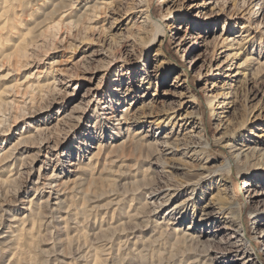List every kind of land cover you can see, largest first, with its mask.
I'll return each instance as SVG.
<instances>
[{"label": "rangeland", "instance_id": "obj_1", "mask_svg": "<svg viewBox=\"0 0 264 264\" xmlns=\"http://www.w3.org/2000/svg\"><path fill=\"white\" fill-rule=\"evenodd\" d=\"M59 1L67 7L51 13ZM136 2L25 1L24 10L32 11L25 20L34 31L27 37L41 39L35 38L20 65L14 59L0 63V157L26 137L19 160L0 166V264L241 263L239 255L232 262L212 259L226 249L214 232L222 221L187 230L214 240L176 239L169 211L185 197L162 202L160 194L148 192L158 180L173 183L181 174L153 164L160 154L145 143L165 133L182 140L202 126L217 163L231 158L223 134L238 132L239 125L234 144L264 143V0H148L166 33L144 52L145 45L129 35L143 21ZM165 59L169 71L158 67ZM233 88L235 109L224 108L223 94ZM179 92L194 103L176 106ZM145 106L160 117L155 124L152 118L130 125L119 119L125 109L130 116ZM98 141L107 149L97 156ZM123 142L128 150L116 147ZM250 167L234 170L231 178L251 235L264 225V219L253 224L251 214L264 210L251 197V190H264V162ZM256 248L264 258L262 242Z\"/></svg>", "mask_w": 264, "mask_h": 264}, {"label": "bare ground", "instance_id": "obj_2", "mask_svg": "<svg viewBox=\"0 0 264 264\" xmlns=\"http://www.w3.org/2000/svg\"><path fill=\"white\" fill-rule=\"evenodd\" d=\"M25 1L27 0H0V63H11V59H14V65H20L21 58H24L27 55L29 47H31L32 44L34 45V40L37 35L34 34L35 36L27 37V35L33 31V28L31 29L30 27L31 22L28 19L25 20V16L27 14L26 12L29 11L24 10L25 7H28L25 5ZM57 5L58 8H53L54 12L52 11L51 13L55 14L59 12L61 8L67 7L68 4H66L65 1H59L55 6ZM136 5L137 6L135 7L138 8V12L143 18V21H141V24H138L137 30H134V32L129 35L132 36L133 39H138L141 44L145 45L143 48L144 52L152 44L160 45L163 42V37L166 31L162 19L153 15L148 0H137ZM31 12L32 11H29L28 16H31ZM51 13L49 12L47 15H50ZM58 22L53 24L51 27L49 26L50 29L55 30L58 28ZM76 22H78V19H76ZM35 25L37 26L36 23ZM150 26L153 28V30H151ZM24 31H26L25 34ZM128 38L129 37L127 35V37H125L123 40L128 42L130 41ZM130 39L132 40V38ZM203 46H208V44L204 43ZM155 54L162 55L160 49H157ZM141 57L142 54L139 55V60ZM195 62L196 61L194 58L191 59L192 66L195 65ZM127 63L129 64V62ZM141 64L143 68L146 67L145 60H142ZM158 67L165 68L166 71H169L172 67V64L170 63V60L165 59V61L158 64ZM201 74L202 73H199L200 76ZM163 75L166 76V74ZM179 76H176V79H179ZM183 76L185 75H182L181 73V77ZM121 83L122 76L119 80V83L116 85V88L114 89L115 92L120 90L118 88ZM184 83L185 82L182 84ZM147 84H150V82L147 81ZM129 90H131V87H129L126 91ZM134 92L135 91H133V93ZM228 94L229 97H226ZM223 96L225 98L220 103L223 104L224 108L226 105L232 104V108L235 109L237 102V88L227 91L223 94ZM177 97L178 99L176 106H180L182 104L186 105L189 102L194 103L193 100H188V98H186V92H179ZM107 102L112 108L114 102L113 98H108ZM171 109L173 114L177 110L175 107H171ZM125 111L126 109L123 111L124 113L119 119L128 125L139 123L142 117L152 118L150 124H155L158 118H160L159 116L154 117V111L148 108V106H145V108H143L141 111L139 110V112L137 110L134 111L130 116ZM223 112L224 111L221 113ZM173 114L170 117H173ZM187 116L188 114L186 113L185 117L187 118ZM175 123L176 120L174 121V125ZM158 125L159 127L162 126V124L159 123ZM139 132L140 131L137 133ZM223 136L225 138L224 147H228L231 150L232 155L231 158L222 160L220 163L214 162L215 158H213L209 150L211 144L205 138L202 126H199V130L197 129L194 134L188 135L187 138L182 140H170L171 138L169 134L165 133L160 139H156L154 142L150 141L145 143L147 147H154L155 153L160 154L158 163L161 164L156 163L157 159H155L156 162L152 161L153 164L159 165L161 167L168 165L171 169L177 170L179 171V174H181L180 180L173 183L171 178L166 179V181L158 180L159 183H156L148 193L149 195H152V198H156V196L160 194L162 202H168L171 198H175L180 194L182 197H185L180 201H176L169 211L173 219L171 223L174 225V231L179 233L180 236V238L176 239L182 241L193 239L198 241V243L205 240H214V238L210 237L205 240H201V235L194 236L192 232H187V230L192 229L193 225L196 223L201 226L208 224L213 226L219 220L222 221V224L219 226V229H215L214 232L219 231L220 234L217 236V241L221 244H224L226 249H224L225 251L223 250V254H220V256L215 253L212 259L216 261L223 259L232 262L234 261V258L232 257H234V255H239V259L241 260L240 264H264V258L260 252L262 250L258 251L256 248V242H262L264 249V225L254 231L253 234H249L244 220L243 208L240 206V202L237 200L236 193L232 187L233 179L231 178L234 170H237L238 172H240V170H248V168H251L250 166L255 167L261 162H264V143H244V140L241 144H234L238 138L240 139V125L238 127V132L236 129H232L228 133L223 134ZM18 139L21 140L16 141V145H12L14 147L10 146L4 151L3 155L0 157V166L11 161L13 164L19 160L17 154L19 153V150L22 148V146H24L23 141L26 139V137H21ZM118 146H121V151H125L127 149V145H125L124 142L123 144L117 145L116 147L118 148ZM103 148V144L98 141L93 154L97 156L100 155ZM106 149L107 148H104L105 152ZM168 155L171 156L170 158H173L172 164L171 162L167 163L166 156ZM1 183L4 184L5 180H2ZM250 184L251 183L249 180L245 181L243 184V187L246 188L248 193L251 190L249 187ZM261 184L264 185V182ZM251 192V197L255 198L254 202L264 204V190L262 188L259 190H251ZM204 198L205 200L203 201L202 206H199V202ZM153 203L154 201L152 204ZM189 203L190 207L188 206ZM152 211H154V209ZM189 213H191V218ZM251 214L253 217V224H256L260 220L264 219V210L255 209L251 212ZM186 218H189L191 221H189L187 224L188 226L186 229L181 228V223Z\"/></svg>", "mask_w": 264, "mask_h": 264}]
</instances>
